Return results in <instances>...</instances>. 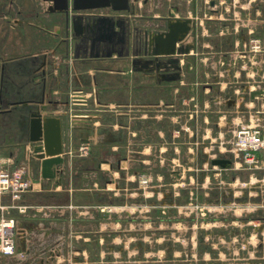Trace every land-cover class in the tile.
Returning <instances> with one entry per match:
<instances>
[{"label":"crops","instance_id":"crops-1","mask_svg":"<svg viewBox=\"0 0 264 264\" xmlns=\"http://www.w3.org/2000/svg\"><path fill=\"white\" fill-rule=\"evenodd\" d=\"M130 1L135 4V15L125 14L131 17L132 28L140 29L142 45L145 31L156 30L155 23L164 25L161 19L164 16L142 14L146 6L151 10H144V13H152L153 8H164L165 16L194 20L196 26L188 41L194 48L181 58V80L169 82L159 79L156 71H133L131 54L119 56L113 53L107 57L101 49L92 55L90 49L79 46V41L73 38L72 21L68 24L65 14L51 11L54 8L52 1L0 0V157L9 170H22L30 184L19 201L8 193L0 195V217L8 216L17 221L16 253L0 254V264H55L60 254L72 253L69 239L74 237V233L80 234L87 246L90 239L96 238L97 249L100 244V253L103 254L106 229L109 233L119 231L122 216L119 210H114L115 207H110L112 212L105 211L103 203L92 197L100 188L105 189L104 174H112L115 183L121 172H131L135 166L131 158L136 157L141 138L144 144L141 153L148 158L154 149L160 148L161 153L167 151L172 136L175 138L179 133L187 132L192 136L196 155L209 156L212 166H219L213 164L216 159L230 160L232 166L228 169H232L235 162L227 153H233L235 158L238 156L232 148L234 138L230 142L226 140L228 134H234L240 127L252 126L259 128L264 136L263 88L251 89L249 99L241 96L240 100H224L215 94L201 101V93H217L218 87L195 78L190 83V76L198 77L200 71L189 66V56L197 55L202 47H207L202 45L200 38L208 32L205 20L213 19L200 15V0H184L186 15H178L176 12H180V7L171 4L157 7L149 5V0ZM210 5L209 12L216 14L214 2ZM80 14L85 17L80 23L84 33L93 23L92 17L118 15L111 8L82 11ZM232 57L237 59L238 53ZM202 77H206V73ZM242 88L235 92L244 93ZM185 90L191 94L188 101L184 100ZM219 90L224 91V88ZM75 92L88 96L89 104L81 111L89 117L73 124L70 96ZM216 98L219 104L227 103L226 112L215 117L211 111L200 114V105L204 109L213 107ZM181 100L182 105L192 102L199 108V111H194L195 116H190L194 119L192 130L185 125L183 107L174 109ZM253 109L255 111H251ZM169 113H172L171 120L178 122L176 136L172 132L168 136ZM234 113L237 114L235 117ZM37 114L42 118L61 119L66 159L61 185L41 177L40 160L30 144L32 121L37 119L33 115ZM154 135L160 140L159 144L154 145ZM175 140V150L179 152L184 148L185 140L183 136ZM85 142L91 144V152L81 157L77 150ZM103 150H108L107 155H103ZM261 162L263 167L264 156ZM82 195L88 197L80 198ZM79 200L85 202L80 203ZM109 213H113L112 216ZM76 221L81 222L79 227ZM216 248L220 254L241 251L227 245ZM260 252L264 254V247ZM219 259L221 262L218 264H230V258Z\"/></svg>","mask_w":264,"mask_h":264},{"label":"rangeland","instance_id":"rangeland-1","mask_svg":"<svg viewBox=\"0 0 264 264\" xmlns=\"http://www.w3.org/2000/svg\"><path fill=\"white\" fill-rule=\"evenodd\" d=\"M211 2L216 14L209 12ZM150 4H171L180 7L178 15L187 14L184 0H149ZM200 5V15L213 19L205 20L208 32L200 38L207 47L189 56V66L200 71V76H190V83L195 78L213 83L218 90L224 88L209 95L201 93V101L215 94L224 100H240L241 96L249 99L251 89H264V0H200ZM147 9L151 10L149 6L142 9L144 16L167 15L164 8L144 13ZM161 28V24H154V29ZM235 53L237 59L232 57ZM241 87L248 89L236 93ZM190 95L185 90L184 100L188 101ZM182 107L185 125L192 130L194 119L190 116H195L199 108L192 102L182 105V100L174 105L175 110ZM213 107L204 109L200 105V114L211 111L215 117L228 109L227 103L219 104L217 98ZM169 114L168 136L171 132L176 136L178 122H173ZM234 134H228L226 140L230 142ZM182 136L184 148L176 152L175 139ZM191 137L187 132L172 136L167 151L154 149L148 158L141 153V138L138 153L131 158L135 163L131 172H121L115 183L112 174H104L105 189L100 188L92 197L101 201L107 212L113 211L110 207L119 210L120 230L109 233L106 229L103 254L100 244L97 249L96 238L90 239L87 246L80 234L74 233L69 239L72 253L60 254L55 264H218L221 257L230 258V264H264L260 252L264 247V166L249 168L241 157L227 153L235 165L221 170L211 165L209 156L196 155ZM159 141L154 135V145ZM107 153L103 150L104 156ZM261 155L263 159L264 152ZM80 223L75 224L79 227ZM220 245L241 251L220 254L216 248Z\"/></svg>","mask_w":264,"mask_h":264},{"label":"water","instance_id":"water-1","mask_svg":"<svg viewBox=\"0 0 264 264\" xmlns=\"http://www.w3.org/2000/svg\"><path fill=\"white\" fill-rule=\"evenodd\" d=\"M46 1L54 2V8H51V11L65 14L68 24L70 20L72 21L75 31L73 38L79 41V46L84 45L90 49L92 55L95 50L101 49L107 57L113 53H118L119 56L131 54L133 71H156L163 80L169 82L181 80L183 71L181 58L189 55L194 48V45L188 42L196 26L192 18L174 16L167 18L166 30L145 31L143 45L138 47L136 37L140 29L136 26L132 28V19L125 14L135 15V4L130 0ZM100 8H111L118 15L92 17L93 23L89 24L84 33L80 23L85 17L80 13ZM33 116L37 119L32 121L33 133L30 144L40 160L41 177L43 180L50 179L61 185L66 162L61 119L42 118L40 114ZM213 164L224 169L232 166V162L227 159H216Z\"/></svg>","mask_w":264,"mask_h":264},{"label":"built area","instance_id":"built-area-1","mask_svg":"<svg viewBox=\"0 0 264 264\" xmlns=\"http://www.w3.org/2000/svg\"><path fill=\"white\" fill-rule=\"evenodd\" d=\"M89 104L87 95L81 92H75L70 96V106L72 123L84 117H89L81 111ZM234 153L241 157L245 166L249 168H258L261 164L260 155L264 151V136L257 127L243 126L235 131L232 143ZM91 152V144L83 143L77 150V154L86 157ZM30 184L24 177L22 170H9L5 161L0 157V195L11 194L15 201H19L22 194L29 190ZM21 210L22 207L18 206ZM16 227L17 221L8 216L0 217V254L13 255L16 253Z\"/></svg>","mask_w":264,"mask_h":264},{"label":"flooded vegetation","instance_id":"flooded-vegetation-1","mask_svg":"<svg viewBox=\"0 0 264 264\" xmlns=\"http://www.w3.org/2000/svg\"><path fill=\"white\" fill-rule=\"evenodd\" d=\"M169 17H172V16H164V17H162L161 19H162V21L164 22V25H162V28H161V29H159V30H154V31H164V30H166V26H167V21H166V19L169 18ZM136 42L138 43V45H137L138 47H139L140 45H142V36H141L140 32L137 34ZM158 78H159V79H163V78L160 77V76H158Z\"/></svg>","mask_w":264,"mask_h":264}]
</instances>
